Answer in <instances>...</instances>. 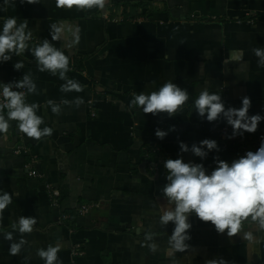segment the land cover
I'll return each mask as SVG.
<instances>
[{"label":"crops","instance_id":"0c3cea01","mask_svg":"<svg viewBox=\"0 0 264 264\" xmlns=\"http://www.w3.org/2000/svg\"><path fill=\"white\" fill-rule=\"evenodd\" d=\"M9 17L18 23L28 20L29 48L47 38L64 51L70 59L67 76L84 90L60 92L64 81L40 72L30 50L0 62V83L31 74L38 94H28L27 102L39 104L37 114L45 121L41 127L54 129L52 136L37 141L11 121L8 132L0 134V195H12L0 217V264H44L37 249L57 243L62 264H205L216 258L264 264V231L248 221L243 231L253 233L252 241L242 234H218L193 213L186 242L191 247L185 252L168 244L174 224L163 227L158 222L166 204L161 192L167 183L166 159L202 163L210 174L214 157L231 163L258 149L241 151L217 139L215 126L226 121L202 119L194 101L204 88L221 95L226 107L239 108L248 96L249 115L264 116V68L257 66L251 51L264 47V0H108L104 9L86 11L58 8L56 0H9L7 5L0 0V31ZM52 25L60 29L59 40H51ZM17 61L23 63L20 71L13 67ZM167 81L189 93L175 116L129 107L134 94L158 91ZM76 97L84 103L79 108L61 105L58 116L47 104ZM173 125L175 131L163 140L156 137L157 128L168 131ZM257 131H264V120ZM204 139L216 140L219 151L204 159L180 152V141L191 147ZM152 142L160 145L162 155L148 150ZM18 145L26 147L21 154L14 153ZM32 160L36 176L28 174ZM47 182L61 192L57 205L51 202ZM84 204L90 209L81 214L78 209ZM63 214L71 217L62 219ZM22 215L36 217L37 224L24 234L28 243L21 254L10 256L3 233L12 231V222ZM13 235L21 238L18 231ZM153 242L158 245L155 252L148 247ZM76 244L83 251L80 256L72 253Z\"/></svg>","mask_w":264,"mask_h":264},{"label":"clouds","instance_id":"9594fccd","mask_svg":"<svg viewBox=\"0 0 264 264\" xmlns=\"http://www.w3.org/2000/svg\"><path fill=\"white\" fill-rule=\"evenodd\" d=\"M34 4L39 0H20V3ZM5 5L9 0H4ZM108 0H56L58 8L86 11L92 9L102 10L106 7ZM77 29V33H78ZM50 36L52 41L59 40L60 29L56 25L51 26ZM79 36L76 35L78 41ZM32 40V32L28 30V20L24 19L18 23L16 17L6 18L0 31V62L12 60V57L19 56L26 50H30L35 58L37 69L40 72H48L52 76L59 77L64 81L60 86V92H82L84 86L75 79L67 76L70 71V59L64 51L57 48L49 39L34 44L29 48V41ZM257 58V66L264 68V47L251 49ZM14 69L20 71L23 63L17 61ZM0 91V134H5L10 128V122L16 121L19 132L37 141L44 137L52 136L54 129L49 126L41 127L45 123L44 118L37 114L39 104L28 103V94H38L37 85L30 73L23 74L18 81L2 83ZM26 90V91H21ZM189 100V93L172 81L165 82L158 91L150 93L140 92L134 94L129 107H140L144 114L157 116L167 114L168 117L175 116L182 111L183 106ZM84 103L82 97L73 100L61 99L60 103L48 100L47 104L55 115H60L61 105L79 108ZM251 99L248 96L242 98L239 108L226 107L221 95L210 92L208 88L200 91L194 101V108L199 117L208 122H216L223 118L232 128L229 139L243 135V133H255L259 123L264 120L260 114L249 115ZM6 110V115L4 114ZM175 126L168 131L157 128L155 135L163 140ZM181 153L191 152L196 157L204 159L209 152L219 151L216 140L204 139L198 144L193 143L189 147L185 142H179ZM216 167L208 174L202 163L184 162L182 158H168L163 162L166 169L167 183L162 187L161 192L166 200L162 205L158 216V222L165 227L170 222L174 224L173 231L168 238L171 250L185 252L191 246L186 243L191 239L189 222L191 214L202 222H210L218 234L226 232L228 237L242 234L244 239L254 240L251 231H243V224L248 221L255 224L258 231H264V139L259 148L247 151L243 156L234 159L231 163L214 157ZM12 203V195L4 192L0 195V217L4 210ZM250 218V220H249ZM37 218L33 216H20L17 221L12 222V231L3 233V239L10 242L9 255H20L28 241L24 234L33 232ZM18 231L21 238L16 240L13 233ZM151 241V235L146 237ZM149 249L155 252L158 248L156 243L148 245ZM61 251L59 243L53 246L49 244L46 248H39L36 255L44 261V264H62L58 258ZM30 260L31 257H24ZM205 264H230L223 258L208 259Z\"/></svg>","mask_w":264,"mask_h":264},{"label":"built area","instance_id":"2783aa9c","mask_svg":"<svg viewBox=\"0 0 264 264\" xmlns=\"http://www.w3.org/2000/svg\"><path fill=\"white\" fill-rule=\"evenodd\" d=\"M2 83H8V82H2ZM2 83H0V91H2ZM21 91H26V90H21ZM28 96V95H27ZM2 100V98H0ZM232 133V128L230 125L227 123H217L215 126L214 130V135L217 139L228 143L232 144L236 147H238L241 151H245L247 147H252V148H259L262 139H264V131H256L255 133H243V135H237L231 139L228 137ZM23 150H26V147L23 145H18L14 149L15 154H21ZM148 150H152L156 155H162L161 147L158 143L152 142L150 144V148ZM36 161L32 160L27 163L28 167V174L30 176H36L37 171L33 168V165ZM46 189L48 191L49 197L51 199V202L53 205H57L60 198H61V192L59 189L53 187L50 183L45 184ZM90 209V205L84 204L81 205L78 209V212L81 214L87 213L88 210ZM71 216L68 214H63L62 219H69ZM72 253L74 256H80L83 254V251L81 249V246L79 244H76L72 250ZM72 264H77L76 262H72Z\"/></svg>","mask_w":264,"mask_h":264}]
</instances>
